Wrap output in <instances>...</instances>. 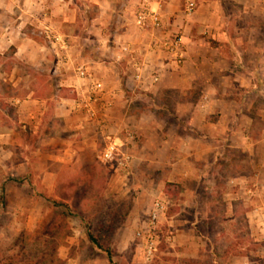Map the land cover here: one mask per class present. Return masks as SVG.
I'll use <instances>...</instances> for the list:
<instances>
[{
	"label": "rangeland",
	"instance_id": "374dc122",
	"mask_svg": "<svg viewBox=\"0 0 264 264\" xmlns=\"http://www.w3.org/2000/svg\"><path fill=\"white\" fill-rule=\"evenodd\" d=\"M187 1L195 4L191 15ZM201 4L217 13L220 29L192 27L195 40L225 59L238 46L262 53L259 64L248 53L246 64L215 67L225 77L234 68H255L258 79L248 88L221 79L230 97L214 95L212 112L205 120L197 116V126L217 124L212 135L185 122L159 129L161 121L174 123L176 106L187 114L200 82L189 93L141 97L122 82L123 97L114 99L109 75L119 67L112 51L125 30L140 44L146 34L156 38L150 47L173 69L186 64L184 43L179 63L159 47L165 36L181 39L182 29L139 28L135 17L146 7L138 0H0V32L7 28L23 43L19 51L16 41L0 38V264H264V0H181L183 26L195 25L191 16ZM140 44L131 48L143 70ZM79 69L111 94L105 109L103 100L96 104L95 118L83 109L90 86ZM163 71L152 67L149 76ZM144 113L146 128L127 121ZM164 130L171 150L154 147ZM127 133L134 139L126 140ZM107 135L120 138L121 152L132 156L128 173L117 161L99 160ZM156 202L165 209L149 229ZM148 231L156 251L145 263V240L137 233Z\"/></svg>",
	"mask_w": 264,
	"mask_h": 264
},
{
	"label": "crops",
	"instance_id": "0c3cea01",
	"mask_svg": "<svg viewBox=\"0 0 264 264\" xmlns=\"http://www.w3.org/2000/svg\"><path fill=\"white\" fill-rule=\"evenodd\" d=\"M137 2V0H134ZM181 0H138V3H142L141 6H145L146 9H150L153 11H156L159 16L162 19L163 27H172V31H179L182 29V36L181 40L182 43L185 44V49H186V64L180 69L176 70V68H172L168 64H166V58L162 57L160 53L155 52L150 45H153L156 41L153 40L152 36L149 34L145 35V40H142L144 42H141L142 44L136 42V41H130V34L132 33V30H125L123 33L119 34L117 36V48L116 51L113 49V61L114 64L117 65L119 68H117V72L115 73V76L109 75L110 80L115 79L113 84V88L116 89V95L114 93V99H120V97H123L122 94V82L125 83V85L129 86L132 85L133 89H135V92L138 94L139 97H141L142 93H148L145 94V96L149 95H157L159 93H169L172 91H179V93L184 91H188V93L192 90L193 86L197 83L200 82V90L198 94V99L197 101L191 105L189 110L187 111V114L184 116V112L182 109H179V107H175V112H172V120L174 123L172 124H167L163 123L161 121V127L159 129L164 128L166 131H171L176 130L179 127H182V122H185L187 125L188 129L193 131L196 127L198 129H203L206 134L210 132V128L216 129L217 124L216 123H209L207 121H203L197 126V116L205 118L207 115H209L212 112V104L214 103V95H219L222 93L223 95H228L227 97H230L229 93V88L226 86L222 87L224 82L221 83V79L223 78H232V82L230 85H234V83H238V87L241 88H248V87H254V80H257L258 78V70L255 68L248 69L246 67L243 68H234L232 71L227 73V77L223 75V72L217 71L214 72L215 67L218 64H231L235 63L237 65H242L246 64L248 62V53H251L252 56V62L254 64H259V59L262 56V53L260 52L258 54V51H254L251 49L249 46L246 47H241L238 46L237 48L234 47V55L229 59H225V57L222 56V54L217 52L216 48L210 47V45L206 42L201 41L200 39H196L190 35V30L191 28H196V29H201L203 26L208 29L210 32H215L219 33V24L215 23L216 18H217V13H213L211 11H204V5L201 4V6L198 7V9L195 11V13L191 16V21L195 24L189 25L187 27V24L183 26V22L181 23V11L179 9ZM104 9L102 12L99 14L101 18L104 16ZM204 12H206V16H203ZM110 14L112 13L111 11L109 12ZM219 17V16H218ZM40 22V21H38ZM23 23V22H22ZM20 23L19 25L21 26ZM203 23H205L203 25ZM172 25V26H171ZM3 28V27H2ZM18 33L21 32V28H17ZM16 29V30H17ZM175 29V30H174ZM4 32H0V38L3 39L4 41H16V45L20 46V41L22 38H14L12 40L11 33H7V28L3 29ZM100 31L103 29L100 28ZM121 30V29H120ZM139 33V31H138ZM22 35V33H20ZM148 35V36H147ZM197 38V37H196ZM13 42V43H14ZM101 43L105 45V40H102ZM132 43V44H131ZM136 44H140L143 48L140 49V52L144 53L143 56V70H141V79H136V73H137V68L136 65H134L131 60H128V58H120L123 59L122 63L117 62L119 56V48L123 45H129L130 47H136ZM23 46V43L21 44ZM119 45H121L119 47ZM20 46L17 48V50H23V47ZM119 47V48H118ZM108 50H111L112 48L110 46L107 47ZM118 50V51H117ZM141 53V54H142ZM134 56V55H133ZM140 56L136 55V58ZM162 57V58H161ZM119 59V61H120ZM142 59V58H141ZM136 60H140L137 58ZM105 64V63H104ZM103 65V64H102ZM159 65L164 66V74L161 73L158 75V81L153 82L151 79V76H149L150 73H152V67H159ZM142 66V65H141ZM207 66V67H206ZM203 67H206L205 70L206 72L204 73L202 71ZM214 67V68H213ZM169 69L176 70L175 72L169 71ZM106 71V70H105ZM214 72V73H212ZM212 73V74H211ZM226 74V73H225ZM215 75H218L219 77V84L214 83V77ZM260 75V74H259ZM182 84H186V87H183ZM132 94L134 93V90L132 91ZM186 93V92H184ZM226 93V94H225ZM131 94V95H132ZM129 95V94H128ZM134 96H130V102L133 101ZM102 100L104 101L103 103H110L112 102L111 99V94H104L102 97ZM224 102V101H222ZM227 103V102H224ZM230 103V102H229ZM228 103V104H229ZM235 103L234 101L231 102L230 104ZM211 108V110H210ZM216 109V108H215ZM186 111V110H185ZM145 113L142 114L141 117L139 116H133L127 119V121H131L137 124L139 128H146L147 125L144 124L145 118ZM149 118V117H148ZM144 120V122H143ZM157 122V120H156ZM169 126V127H167ZM164 130L161 132L163 135V138L159 137L160 139L156 142L157 147L154 146L155 148H167V150H171L173 147L169 146L170 140H167V134L166 131ZM175 134V133H174ZM208 134V135H210ZM208 135H204L203 138L205 140H208L210 137ZM212 135V134H211ZM179 136V135H178ZM171 137V136H170ZM182 136H179V139H181ZM177 138H174V143L176 144ZM171 145V144H170ZM173 146V145H172ZM179 162V161H177ZM175 164V163H174Z\"/></svg>",
	"mask_w": 264,
	"mask_h": 264
},
{
	"label": "built area",
	"instance_id": "2783aa9c",
	"mask_svg": "<svg viewBox=\"0 0 264 264\" xmlns=\"http://www.w3.org/2000/svg\"><path fill=\"white\" fill-rule=\"evenodd\" d=\"M195 4L192 1H187L185 5V13L187 15H191L194 10ZM136 25L141 29H150V30H161L163 27L162 19L156 11L150 9H143L140 11L135 17ZM55 42H61V38H54ZM156 41V38H153ZM157 42V41H156ZM156 42L153 44L156 46ZM159 47L161 50L167 54L168 58L174 62L179 63L180 59L183 57L182 53V42L180 37L175 35H168L160 39ZM119 56H117L118 61L120 58H128L134 65H137L136 59L134 58V52H132V48L129 45H123L119 49ZM121 60V59H120ZM122 61V60H121ZM137 73L135 78L141 79V69L137 68ZM78 76L81 80H87L89 84V92L85 97L83 102V109L85 110L87 116L91 118L96 117V104L102 101V97L105 94V89L101 82L92 78L90 74H88L85 70L79 69ZM152 81L155 83L158 81V76H153ZM110 103H101V109H105L106 106H109ZM95 106V108L93 107ZM111 135L106 136V140H109L105 148L101 151L99 155V160L103 163H112L117 161L120 168L128 173L131 168L132 156L127 153L121 152V148L123 147V141L118 137H113ZM133 134L127 133L126 140H133ZM120 156V157H119ZM119 157V159H118ZM165 206L161 202H156L153 206L152 212L149 216V221L147 223V228H154L158 221V217L161 213H163ZM148 229V230H149ZM138 237H142L144 242V262H150L153 253L156 251V243L154 242V235L150 231L146 233V236H143L142 233H137Z\"/></svg>",
	"mask_w": 264,
	"mask_h": 264
},
{
	"label": "trees",
	"instance_id": "16d2710c",
	"mask_svg": "<svg viewBox=\"0 0 264 264\" xmlns=\"http://www.w3.org/2000/svg\"><path fill=\"white\" fill-rule=\"evenodd\" d=\"M88 238H89L90 241L94 242V239H93V237L90 234H88Z\"/></svg>",
	"mask_w": 264,
	"mask_h": 264
}]
</instances>
